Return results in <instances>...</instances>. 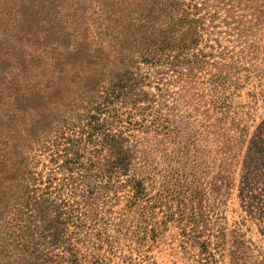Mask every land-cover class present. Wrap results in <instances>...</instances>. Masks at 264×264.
<instances>
[{"label":"rangeland","instance_id":"1","mask_svg":"<svg viewBox=\"0 0 264 264\" xmlns=\"http://www.w3.org/2000/svg\"><path fill=\"white\" fill-rule=\"evenodd\" d=\"M198 1L220 14L214 22L209 14L208 21L215 26L208 37L214 39L218 55L194 70L193 64L150 63H143L140 70L136 65L148 56L149 42L166 34L174 18L157 0H0V264H56L45 256L42 227L27 229L28 215L19 214L16 199L22 192L33 199L46 196L42 176L46 180L67 161L101 146L84 148L89 131L85 115L93 96L89 89L95 84L94 92L99 88L103 94L127 66L138 73H130V88L135 77L139 87L134 91L147 94L115 99L107 115L108 132L119 136L123 130L144 171L156 168L165 173L180 167L187 176L183 191L198 188L203 195L201 225L226 233L220 264H264V156L253 147L264 143V100L258 95L264 80V0H234L228 6L236 10L235 18H230L235 30L222 22L227 12L220 0ZM223 50L229 51L226 59L221 58ZM234 62L248 67L250 77L236 73L239 68L230 69ZM217 64L227 67L233 81L244 84L235 94L233 86L229 88L232 107L227 113L214 109L211 79L218 73ZM134 99L144 108L137 119L162 114L187 127L183 133L191 144L188 159L175 161L172 136L124 129L122 114ZM237 128H246V133ZM115 196L97 203L100 225L127 218L130 191L122 189L119 199L112 201ZM185 197L192 203L191 190ZM50 215L47 210L45 217ZM136 215L133 212L130 218ZM163 217L162 213L158 219ZM186 229L189 233L190 227ZM183 230L178 221L170 222L158 241L150 242L152 260L201 264L199 250L184 242Z\"/></svg>","mask_w":264,"mask_h":264},{"label":"trees","instance_id":"2","mask_svg":"<svg viewBox=\"0 0 264 264\" xmlns=\"http://www.w3.org/2000/svg\"><path fill=\"white\" fill-rule=\"evenodd\" d=\"M157 1L163 10L172 12L174 18L166 34L160 33L156 39L149 42L151 45H148V56L141 57L136 65L137 69L142 70L143 63H150L156 67L168 65L181 67L193 64L191 69L194 70L200 64L206 63L208 57L218 55L216 45L211 43L214 39L210 40L208 37L210 27H213L208 21L209 14L213 22L220 14L212 12L210 4L207 2L201 4L198 0ZM219 3L227 12V17L222 22L235 30L230 18H235L236 10L232 6L228 7L234 0H220ZM242 22L240 20L243 25ZM220 54L222 59L230 56L228 50H223ZM229 67L239 68L235 70L236 73L247 72L245 77H250L248 67H238L235 62ZM121 68L126 73L117 74L103 94L99 92V88L94 92L95 84L89 89L93 96L89 98L85 115L89 131L86 130L88 139L84 148H89L91 144L101 146L92 148L93 151L89 149L85 155L67 161L57 171H52L46 180L42 176L41 182L47 184L44 188L46 196L33 199L28 192L26 194L22 192L16 199L19 214L21 212L28 215L26 227L29 231L42 227L40 239L47 249L45 256L48 257V261L54 258L56 264H157L149 253L153 247L150 242L155 244L172 221H178L184 229L183 232L187 235L184 242L199 250L198 261L201 264H220L218 256L224 251L226 233L222 228L209 230L201 225L203 195L198 188L188 189L193 194L192 203H188L185 197L188 190L183 191L187 176L181 173L180 167L165 173L156 168L144 171L136 162L133 147L129 146V138L122 136L123 130L117 136L112 135L105 127L109 123L110 117L107 115L115 99L146 93L143 89L141 92L134 91L139 87L135 77L134 87L130 88L132 77L129 75L133 71H130V66ZM226 68L218 67V73L211 79L216 92L214 109L219 113H227L232 107L229 88L233 86L231 94H235L244 86L241 80L238 82L229 78ZM261 69L264 74V65ZM133 73L134 76L138 74ZM143 76L144 74L140 73L141 80ZM258 88H260L258 95L261 94V99L264 100V80L259 83ZM253 99L256 104L257 94H254ZM138 105L134 99L132 105L124 110L122 114L126 115L124 129L126 131L141 129L147 133L156 132L165 137L172 136L177 146L173 149L177 155L175 161L188 159L191 144L185 137L186 132L183 133V127L185 131L187 127L175 124L162 114L152 119L147 118L148 115L137 119L139 110L144 109L143 107L140 109ZM225 119L226 116L223 117V120ZM232 122L240 128L235 119ZM239 130L242 135L246 133V128ZM253 147L264 156V143H256ZM60 173L62 177H55ZM158 184H161L160 188L157 187ZM125 188L131 195L125 207L127 218L118 222H108L106 226L100 225L97 203L113 193L116 196L111 200L119 199L117 193ZM65 194L69 197L65 198ZM198 204L201 205L200 208ZM47 210L51 211V215L45 217ZM133 212L137 214L135 216L137 218L131 219L130 215ZM162 213L164 219H158ZM39 219L43 221L42 225H39ZM184 221L188 223L184 225ZM19 224L21 229L25 230L23 222ZM187 227H190L189 233Z\"/></svg>","mask_w":264,"mask_h":264}]
</instances>
